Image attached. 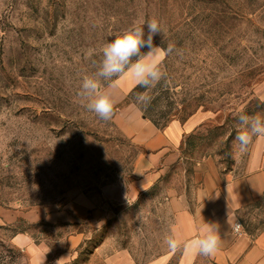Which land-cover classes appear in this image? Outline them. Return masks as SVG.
I'll use <instances>...</instances> for the list:
<instances>
[{"label":"rangeland","instance_id":"1","mask_svg":"<svg viewBox=\"0 0 264 264\" xmlns=\"http://www.w3.org/2000/svg\"><path fill=\"white\" fill-rule=\"evenodd\" d=\"M153 18L163 29L154 37L158 46L174 31L192 35L193 52L186 57L178 51L174 65L181 82L205 94L206 107L198 111L213 117L191 134L205 138L184 147V165L164 181L136 201L102 204L105 186L132 182L135 162L145 151L114 117L102 121L86 109L78 95L82 78L98 69L105 43ZM118 87L131 93L136 85L123 78ZM256 99L264 101V0H0V264H30L29 255L12 242L24 232L53 248L50 258L55 257L63 247L56 240L66 237V228L15 219L39 208L60 212L81 195L107 214L70 229L90 237L70 264H90L95 246L105 242L110 251L129 250L138 264L171 253L165 244L172 232L167 198L184 189V169L190 176L199 172L200 180L205 169L197 163L206 159L223 182L245 172L249 148L239 152L232 129L237 114ZM124 105L116 106L115 114ZM252 109L264 115V108ZM230 115L234 120L226 124ZM208 123L211 127H204ZM208 129L213 133L207 135ZM188 181L189 186L193 180ZM241 221L254 235L264 228V195Z\"/></svg>","mask_w":264,"mask_h":264},{"label":"crops","instance_id":"2","mask_svg":"<svg viewBox=\"0 0 264 264\" xmlns=\"http://www.w3.org/2000/svg\"><path fill=\"white\" fill-rule=\"evenodd\" d=\"M129 90L122 91L118 85L111 90L115 107L126 100ZM212 117V113L198 111L185 123L174 120L166 128L159 129L144 117L138 105L132 103L120 108L114 115L115 124L145 152L135 162L132 182L129 185L119 182L105 186L100 202L121 204L136 201L154 185L164 181L175 168L184 165L186 137ZM197 165L200 171L205 169L200 174L201 179H198L199 172L190 176L184 169V189L167 198L172 214V232L191 239L199 234L204 222L218 223L221 246L212 257H190L180 252L176 264H264V228L255 235L245 228L240 233L234 230V225L242 222V213L264 195V138L255 139L249 146L245 172L241 176L223 182L212 160L206 159ZM190 177L193 181L188 186ZM106 214L100 203L85 195L67 203L60 212L50 214L39 208L20 214L15 220L37 225L45 222L68 230L65 238L56 240V244L63 247L53 258H50L53 248L44 242H36L26 232L16 234L12 242L29 255L30 264H70L84 242L90 239L88 233L70 229L81 221H98ZM109 245L105 242L96 248L90 264H138L129 250L110 251ZM173 256V253L165 254L145 264H171Z\"/></svg>","mask_w":264,"mask_h":264},{"label":"clouds","instance_id":"3","mask_svg":"<svg viewBox=\"0 0 264 264\" xmlns=\"http://www.w3.org/2000/svg\"><path fill=\"white\" fill-rule=\"evenodd\" d=\"M158 34H163V29L160 22L153 18L130 26L103 45L98 69L82 78L78 93L88 111L95 113L102 121H110L115 115V100L111 90L117 87L121 79L129 78L136 86L152 89L167 78L162 61L166 56L176 53L177 49L171 42L166 48L156 45L154 37ZM136 100L147 106L151 97L146 92L138 93ZM237 121L234 143L243 154L255 139L264 138V115H250L241 111L237 114ZM221 241L220 225L206 222L199 234L191 239H184L176 232H171L165 238L171 253L182 252L190 257L214 256L220 249Z\"/></svg>","mask_w":264,"mask_h":264},{"label":"trees","instance_id":"4","mask_svg":"<svg viewBox=\"0 0 264 264\" xmlns=\"http://www.w3.org/2000/svg\"><path fill=\"white\" fill-rule=\"evenodd\" d=\"M187 35V38H184L180 36V33L178 34L177 31H174V33L169 37H161V43L157 44L166 48L169 42L174 43L176 45L177 52L182 50L186 57H189L193 52V50L191 49V46L193 44V39L191 38L193 37L191 34ZM188 43L190 44L189 49L186 48V45ZM142 51L146 52L147 49H143ZM177 52L173 53L172 55L166 56V59L162 63V67L167 73V78L165 80H162L156 85L155 88L152 89H145L136 86L125 100V104L133 103L138 105L144 117L151 121L159 129L166 128L174 120H179L180 122L185 123L191 116L198 112L200 108L206 107V104H204L203 102L205 94L193 93L192 88L189 87L187 82L184 83L180 81V78L183 76H179V73L174 65V60L177 59ZM190 77L191 75L186 79L190 80ZM144 92H146L151 97V102L147 106L137 102L136 100L137 94ZM252 108H264V101H261L260 99L251 101L249 107L246 108L244 112L252 115L255 112ZM226 120L227 124L233 122L234 119H232L230 115ZM204 127L210 128L211 125L208 123L204 125ZM221 129H225V125L222 126ZM232 130L233 132L237 131L236 128ZM213 131L214 129H208L207 135H210L211 133H213ZM231 135L229 136L228 140H230ZM204 138L205 137L203 135H191L184 142V147L186 149H191L196 146V139L202 140ZM95 248H97V246H95Z\"/></svg>","mask_w":264,"mask_h":264},{"label":"built area","instance_id":"5","mask_svg":"<svg viewBox=\"0 0 264 264\" xmlns=\"http://www.w3.org/2000/svg\"><path fill=\"white\" fill-rule=\"evenodd\" d=\"M242 224L241 223H236L235 225H234V230H235V232H237V233H240L241 231H242Z\"/></svg>","mask_w":264,"mask_h":264}]
</instances>
